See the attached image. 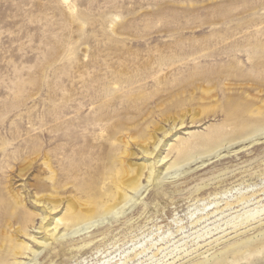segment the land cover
I'll return each mask as SVG.
<instances>
[{
  "label": "rangeland",
  "instance_id": "374dc122",
  "mask_svg": "<svg viewBox=\"0 0 264 264\" xmlns=\"http://www.w3.org/2000/svg\"><path fill=\"white\" fill-rule=\"evenodd\" d=\"M122 159L142 186L52 239L69 197L114 203ZM19 198L0 264H264V0H0V204Z\"/></svg>",
  "mask_w": 264,
  "mask_h": 264
},
{
  "label": "bare ground",
  "instance_id": "6f19581e",
  "mask_svg": "<svg viewBox=\"0 0 264 264\" xmlns=\"http://www.w3.org/2000/svg\"><path fill=\"white\" fill-rule=\"evenodd\" d=\"M65 2H68L70 0H63ZM182 66L179 65V68H181ZM199 113V112H198ZM195 114V113H194ZM197 115V114H196ZM184 117L181 118V124L183 125L184 124ZM166 120V119H165ZM175 125H176V121L177 120V117L175 118ZM120 129H122L121 125H118ZM148 127V126H147ZM160 128V127H159ZM162 129V128H160ZM119 130V129H118ZM117 130V132H118ZM158 131V130H157ZM166 131V130H165ZM116 132V131H115ZM103 133V132H102ZM155 133V132H154ZM215 136V135H214ZM113 137V136H112ZM118 140H120L119 142H125L126 145H130L129 141H123V136H119V137H116ZM136 140V139H135ZM160 141L158 137H155V139L153 140L152 144L153 145H156V147H158L157 143H160L158 142ZM186 143V142H185ZM124 144V145H125ZM190 145V144H188ZM217 145V144H215ZM118 146V145H117ZM141 146L144 148V152H149L150 155H152L156 148L153 149L152 151H150L149 149V146H148V143H146V141H143L141 143ZM193 147V146H192ZM110 149H112L111 147H109ZM115 148V146H114ZM119 148V147H118ZM191 147L189 146H178V152L179 153H182V152H185L187 150H189ZM109 151V150H108ZM222 151V149L220 150ZM219 151V152H220ZM85 153V152H84ZM112 153V152H111ZM110 153V154H111ZM125 155L127 154L128 156V149H125V151L123 152ZM113 154V153H112ZM132 154H135V153H132ZM148 154V153H147ZM220 154V153H219ZM111 157V156H110ZM115 157V156H112V158ZM167 157V156H166ZM166 157L160 159L161 160H165ZM115 159V158H113ZM29 160V159H28ZM112 160V159H111ZM110 160V161H111ZM109 161V162H110ZM114 162L116 163V161L114 160ZM131 163V164H130ZM187 163V162H186ZM28 164V163H27ZM107 164V162H106ZM114 164V163H113ZM21 165V164H20ZM46 168L49 170L50 172V175H49V179L53 182L54 181V177H55V170L52 168L51 166V163L49 161V158H48V155L46 154V157H45V164ZM119 166H116L115 165V168H113V171H112V179H113V182L115 180V185H116V191H117V196H116V199L114 201V203L112 204H109L106 206V208L104 209V211L101 213V214H97L95 212V205L94 204H89V203H84V202H81L75 198H70L67 199L68 203H67V206H66V210H65V213L62 217H59L56 221V223L54 224V227L52 228V234H51V237H53L52 239L54 238H64V237H67V236H70V235H75L77 234L81 229L85 228V229H88L89 227H91L94 223H96L97 221H99L100 219H106V218H109L111 217L112 215H114L116 213V211H114L115 208H117L116 206H120V204L122 203H125L129 200V198L131 197L130 195L127 194L126 192V189L125 188H130L132 190H137L139 188V186L141 185L142 186V176L144 175V170L147 168V166H144L142 164H137V163H133V162H126L124 161L123 159L120 160L119 162ZM107 166V165H106ZM108 166H109V163H108ZM107 166V167H108ZM172 166H175V165H172ZM171 164L168 165L167 167V171H169V168L172 167ZM32 167V163L29 162V165H24L23 168H30ZM111 167H114L111 166ZM13 169V168H12ZM110 169V168H109ZM107 169H105V172H106ZM111 172V171H110ZM110 172L107 171V173L109 174ZM161 173V172H160ZM107 174V176H108ZM154 174V171H153V167H151V172H150V176H149V179L151 180L152 178V175ZM169 174V173H167ZM105 176V175H104ZM158 179V178H157ZM11 182V181H10ZM49 182V181H48ZM60 187V186H59ZM55 189V188H54ZM53 190V189H52ZM131 190V191H132ZM44 194V193H42ZM58 193L53 194H49L47 196H44V195H39L36 196L37 199L36 201L37 202H40L42 203L44 201V198L46 200H48L49 203H51L52 205L51 206H48V208L50 210H56L58 208V206L61 204L62 202V198H59ZM24 197V196H23ZM86 202V201H85ZM11 203L9 205H3V204H0V215L2 216V214L6 215L9 217V224L12 225V223L15 221L14 220V216L16 214V210H19V208L21 206H23V202H22V199L19 198L16 200V206L14 207V209L12 211L9 210V207H10ZM24 207V206H23ZM61 207V206H60ZM123 207V206H122ZM120 208V207H119ZM98 215H103L102 218H97L95 219L96 217H98ZM116 215V214H115ZM100 217V216H99ZM47 216L44 215L43 216V221L46 220ZM29 220L28 217L25 218V222H27ZM32 220V219H31ZM7 221V220H5ZM103 221V220H102ZM99 223V222H98ZM61 224H63V230H61ZM6 225V224H5ZM20 225V224H19ZM50 225V224H49ZM81 225V226H80ZM42 227V226H41ZM26 229L27 227L24 225L23 227H17V231L18 232H21L22 229ZM5 229V228H4ZM90 230V229H89ZM2 231V230H1ZM1 234V233H0ZM5 234V233H4ZM27 235L33 237L34 239L36 238L35 235L31 234L30 232H26ZM84 234V233H83ZM86 234V233H85ZM17 236V235H16ZM14 235H9V240L11 242V245H13V247L15 248V254L16 255H25L27 254V251L30 249V245L28 242H26L25 240H19L18 243H15L14 241ZM72 238V237H71ZM50 239V238H49ZM250 239V238H248ZM247 240V239H246ZM37 241V240H36ZM47 241L48 238H46L45 240H40L39 243H40V246H46L47 245ZM262 242V241H261ZM49 243V242H48ZM231 245V244H230ZM1 246V245H0ZM255 246V245H254ZM1 248V247H0ZM8 248V247H7ZM45 248V247H44ZM34 252V254L36 255L37 251L36 250H31ZM39 251V250H38ZM252 251L254 252H262L264 251V242L263 243H260L258 244L257 246H255ZM41 252V251H40ZM38 254V253H37ZM220 255V254H219ZM34 257V256H33ZM246 257V256H245ZM31 260V259H30ZM33 260V259H32ZM18 264H29V262L27 261H18L17 262ZM31 263V262H30Z\"/></svg>",
  "mask_w": 264,
  "mask_h": 264
}]
</instances>
